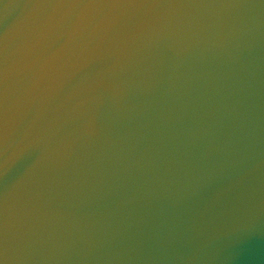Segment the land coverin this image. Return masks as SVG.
I'll return each instance as SVG.
<instances>
[{
	"label": "water",
	"instance_id": "water-1",
	"mask_svg": "<svg viewBox=\"0 0 264 264\" xmlns=\"http://www.w3.org/2000/svg\"><path fill=\"white\" fill-rule=\"evenodd\" d=\"M0 264H264V0H0Z\"/></svg>",
	"mask_w": 264,
	"mask_h": 264
}]
</instances>
